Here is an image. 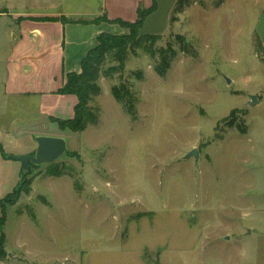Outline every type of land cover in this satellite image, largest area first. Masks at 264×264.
<instances>
[{
  "label": "rangeland",
  "instance_id": "obj_1",
  "mask_svg": "<svg viewBox=\"0 0 264 264\" xmlns=\"http://www.w3.org/2000/svg\"><path fill=\"white\" fill-rule=\"evenodd\" d=\"M58 1L0 0V80L16 26L8 9L35 13ZM174 2L161 0L134 31L161 34L156 49L178 48V35L189 43L165 78L142 50L122 63L107 57L90 101L97 124L76 133L54 120L37 128L66 140L53 162L62 174L33 165L30 193L16 195L14 172L0 167L8 252L0 264H264V51L255 32L263 8L187 0L172 13ZM121 84L136 99L134 118L111 94ZM5 105L0 122L16 112ZM193 148L197 159L186 157Z\"/></svg>",
  "mask_w": 264,
  "mask_h": 264
},
{
  "label": "crops",
  "instance_id": "obj_2",
  "mask_svg": "<svg viewBox=\"0 0 264 264\" xmlns=\"http://www.w3.org/2000/svg\"><path fill=\"white\" fill-rule=\"evenodd\" d=\"M253 1L254 4L259 3L258 9L260 5L263 8L257 18L255 32L258 41L264 45V0ZM152 2L153 0H60L46 9L35 10V13L19 14L8 9L11 12L10 18H16V26L12 29L13 42L4 61L0 101L6 104V109L10 105L16 112L5 111L4 115L8 119L0 122V143L6 153L13 156L33 154L37 146L35 137L38 135L63 137L37 128L42 124L43 127L53 124L50 117L65 119L73 116L78 97L73 93L58 92L64 84L65 75L80 72L82 58L97 44L101 33L127 32L126 27L108 20L133 22L137 18L138 7L141 5L148 8ZM160 4L161 0H157L155 10L144 22L154 16ZM169 13L170 10L167 23ZM61 16L75 21L62 23L58 19ZM22 133H27L25 142L23 140L20 151L14 150L16 146L12 147V141ZM21 165L17 160L0 156V167H10L15 174L10 184L12 189L19 181ZM0 182H3V176L0 177Z\"/></svg>",
  "mask_w": 264,
  "mask_h": 264
},
{
  "label": "trees",
  "instance_id": "obj_3",
  "mask_svg": "<svg viewBox=\"0 0 264 264\" xmlns=\"http://www.w3.org/2000/svg\"><path fill=\"white\" fill-rule=\"evenodd\" d=\"M186 2L187 0H175L172 7V13L182 12ZM156 6L157 0H153L152 5L148 8L140 5L137 9V18L133 22L121 19H105L109 22H118L122 26L126 27L130 33L128 35L101 33L98 36L97 44L82 58L80 72L67 73L65 75L63 86L58 90L59 93H73L78 97V101L74 107L73 116L65 119L50 117V121L53 122L54 120L60 124L64 122L67 123V127L73 133L85 130L88 125L97 124L99 119L97 108L90 105V101L101 92L100 87L97 85V80L99 77L100 66L107 57L122 63L127 58L130 51L135 49L142 50L149 55L155 74L160 78H165L171 64L176 59L178 50L185 54H189L190 45L184 36H177L178 40L181 41L178 48H175L171 43H168L165 47L156 49L155 42L161 39V34L134 33L135 30H140L145 18L155 10ZM58 19L62 23L75 21L72 18L64 16L58 17ZM79 20L83 22L82 19ZM172 20L173 17L169 19V24ZM256 48L258 52L264 51V45L260 42L257 43ZM190 55L194 56L192 53H190ZM135 74L136 80H143L144 76L142 71H137ZM111 94L114 99L122 105L124 111L131 118H134L136 115V99L133 97V92L130 91V88L124 84H121L119 87L113 86L111 88ZM240 133H245V129L242 128ZM0 156L7 159H16L18 157L6 153L1 143ZM33 165L35 164H31L30 168ZM62 172L63 168H60L57 163H47V167L45 169V174L47 176L58 177L62 174ZM30 174L31 172L24 176H20L18 183L13 188V192L16 195H27L30 193L31 183L34 179V176ZM41 198L44 200L43 197ZM6 219L7 210L0 203V261L5 260L8 256V252L5 249L6 235L3 231Z\"/></svg>",
  "mask_w": 264,
  "mask_h": 264
},
{
  "label": "water",
  "instance_id": "obj_4",
  "mask_svg": "<svg viewBox=\"0 0 264 264\" xmlns=\"http://www.w3.org/2000/svg\"><path fill=\"white\" fill-rule=\"evenodd\" d=\"M256 103H258V97L254 94L250 95L249 104L253 105ZM35 141L37 146L34 154L18 156L16 158L22 164L20 176L30 173L31 164L39 165L54 162L67 149L66 140L61 136L38 135L35 137ZM191 156L195 159L198 158V151L196 148L186 152V157Z\"/></svg>",
  "mask_w": 264,
  "mask_h": 264
}]
</instances>
